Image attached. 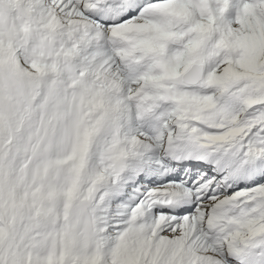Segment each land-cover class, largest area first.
Instances as JSON below:
<instances>
[{
  "label": "snow or ice",
  "instance_id": "6c2138e0",
  "mask_svg": "<svg viewBox=\"0 0 264 264\" xmlns=\"http://www.w3.org/2000/svg\"><path fill=\"white\" fill-rule=\"evenodd\" d=\"M0 264H264V0H0Z\"/></svg>",
  "mask_w": 264,
  "mask_h": 264
}]
</instances>
